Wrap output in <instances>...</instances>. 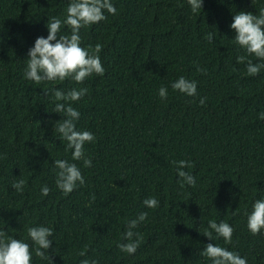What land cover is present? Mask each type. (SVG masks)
<instances>
[{
	"label": "trees",
	"instance_id": "16d2710c",
	"mask_svg": "<svg viewBox=\"0 0 264 264\" xmlns=\"http://www.w3.org/2000/svg\"><path fill=\"white\" fill-rule=\"evenodd\" d=\"M70 2L0 0V231L29 244L31 264H50L28 236L40 226L53 229L51 264H212L201 254L209 243L264 264V229L253 235L247 227L264 199V68L249 76L237 57L264 60L236 44L230 28L239 11L259 15L264 0H203L196 13L188 0H111L117 13L105 10L106 19L79 32L90 53L102 46L104 75L36 84L24 76L29 49L48 36L53 17L66 19ZM59 34L70 36V27L62 23ZM181 76L197 83L195 96L172 89ZM74 88L88 89L71 105L80 112L76 129L95 136L84 145L90 167L54 131L63 116L53 112V90ZM57 159L75 163L85 179L68 195L56 187ZM179 160L192 162L184 171L194 186L179 187ZM21 179L18 192L12 185ZM150 197L157 208L143 204ZM142 212L133 229L142 242L129 255L118 245ZM210 220L233 228L231 243L202 234Z\"/></svg>",
	"mask_w": 264,
	"mask_h": 264
},
{
	"label": "clouds",
	"instance_id": "9594fccd",
	"mask_svg": "<svg viewBox=\"0 0 264 264\" xmlns=\"http://www.w3.org/2000/svg\"><path fill=\"white\" fill-rule=\"evenodd\" d=\"M193 13L198 12L203 7V0H188ZM105 10L115 15L117 9L113 6L111 0H71L67 8L66 19L62 22L59 18L53 17L47 22L48 36L38 37L34 46L29 49L27 66L24 72L26 79L40 84L45 81H64L71 79L78 84H82L87 78L93 74L103 76L105 69L101 63L99 53L102 46L97 44L95 49L90 53L88 49L81 47V37L79 35L82 27L99 23L106 19ZM62 23L69 26L71 35H60ZM230 28L236 33L234 40L241 48L245 49L249 56H255L260 60H264V8L260 9L259 15H253L251 12L239 11L233 16ZM59 35V39L57 36ZM207 39L211 42L213 34L209 33ZM55 41V43H52ZM247 61V74L256 76L264 68V64H254L247 56L237 57L238 63ZM197 71L205 72V69L197 68ZM174 91H179L187 96H195L197 94V83L190 81L183 76L179 77L171 85ZM88 92L87 88L71 89L64 92L60 89L53 90V96L57 103L53 112L62 114L63 118L55 126L54 131L60 134L62 140L67 141V149H72V159L83 161L84 167H90L92 161L85 157L84 145L94 142L95 136L90 131H78L75 121L80 117V112L72 107L71 102L78 101ZM158 95L162 100L168 97L166 87L158 90ZM201 104L205 103L202 98ZM260 119L264 120V112L260 113ZM176 165L177 175L180 178L177 183L180 188L186 184L194 186L196 179L189 172L184 171L185 168L192 167V162L188 160L173 161ZM56 168V187L60 189L64 195H68L74 191L79 185L85 184V179L75 163H69L64 159L54 161ZM26 182L21 179L13 182L12 187L22 192ZM50 189L47 185L41 188L42 196H48ZM143 204L148 208H157L159 201L155 197L147 198ZM147 217V213L140 215L127 224V231L124 236L128 243L119 244V249L129 255L134 254L142 237L133 229L139 226ZM247 227L253 235H258L261 229H264V199L255 201L253 210L248 215ZM210 229V230H209ZM28 236L37 246L35 255L41 259H47L51 264V256L46 255L48 249L52 245L49 237L53 236V229L50 227H29ZM213 232L218 237H222L225 243H231L233 236V228L226 222L217 223L215 220L208 222V229L202 233L204 236L213 240ZM136 239H133V237ZM87 247V246H85ZM201 254L209 258L212 264H247L245 258L239 254L229 251L224 247L209 243ZM79 256H85L86 251L81 250ZM32 253L28 243L11 237H6L3 231H0V264H31ZM80 264H90L89 260H81ZM91 264H97L95 260Z\"/></svg>",
	"mask_w": 264,
	"mask_h": 264
}]
</instances>
